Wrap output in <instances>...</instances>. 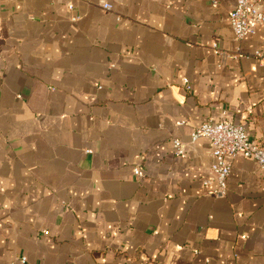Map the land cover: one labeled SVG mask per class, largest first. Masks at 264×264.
<instances>
[{
	"label": "crops",
	"instance_id": "1",
	"mask_svg": "<svg viewBox=\"0 0 264 264\" xmlns=\"http://www.w3.org/2000/svg\"><path fill=\"white\" fill-rule=\"evenodd\" d=\"M236 2L0 0V264H264L262 169L214 195L191 140L232 119L264 146V60L228 55L264 24L237 40Z\"/></svg>",
	"mask_w": 264,
	"mask_h": 264
},
{
	"label": "built area",
	"instance_id": "2",
	"mask_svg": "<svg viewBox=\"0 0 264 264\" xmlns=\"http://www.w3.org/2000/svg\"><path fill=\"white\" fill-rule=\"evenodd\" d=\"M105 9H111L112 5L106 3ZM230 23L237 40L241 41L245 37L257 32L259 25L264 24V0H237L234 10L230 15ZM216 52H220L215 44ZM233 58L253 57L264 60V49H257L253 52H246L241 47L228 54ZM184 82L187 88L191 89L189 79ZM209 140L212 146V175L203 181L204 186L214 195H226L229 187V178L233 160L237 157L249 158L257 161L264 173V146H261L250 135L247 127L242 123H237L232 119H208L195 128L191 134V140ZM173 148L179 156L186 152V144L180 139H174ZM135 174L142 177V169L135 167ZM21 263L27 261L26 256H22Z\"/></svg>",
	"mask_w": 264,
	"mask_h": 264
}]
</instances>
